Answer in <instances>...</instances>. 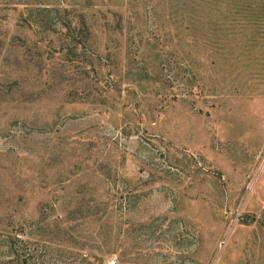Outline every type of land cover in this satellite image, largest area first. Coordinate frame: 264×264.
I'll list each match as a JSON object with an SVG mask.
<instances>
[{
	"label": "rangeland",
	"instance_id": "1",
	"mask_svg": "<svg viewBox=\"0 0 264 264\" xmlns=\"http://www.w3.org/2000/svg\"><path fill=\"white\" fill-rule=\"evenodd\" d=\"M235 3L0 0V264H264V14Z\"/></svg>",
	"mask_w": 264,
	"mask_h": 264
},
{
	"label": "trees",
	"instance_id": "2",
	"mask_svg": "<svg viewBox=\"0 0 264 264\" xmlns=\"http://www.w3.org/2000/svg\"><path fill=\"white\" fill-rule=\"evenodd\" d=\"M235 1H238L239 3L237 7V11L239 12L245 13L248 16H257L259 18H261V16H263L264 14V5L261 4V2H264V0H232V6L233 4H237L235 3ZM259 3L261 4V6ZM57 11H59V9Z\"/></svg>",
	"mask_w": 264,
	"mask_h": 264
}]
</instances>
